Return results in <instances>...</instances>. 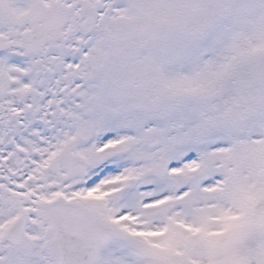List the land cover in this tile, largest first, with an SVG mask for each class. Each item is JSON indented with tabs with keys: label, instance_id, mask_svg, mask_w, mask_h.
Masks as SVG:
<instances>
[{
	"label": "snow or ice",
	"instance_id": "1",
	"mask_svg": "<svg viewBox=\"0 0 264 264\" xmlns=\"http://www.w3.org/2000/svg\"><path fill=\"white\" fill-rule=\"evenodd\" d=\"M0 264H264V0H0Z\"/></svg>",
	"mask_w": 264,
	"mask_h": 264
}]
</instances>
